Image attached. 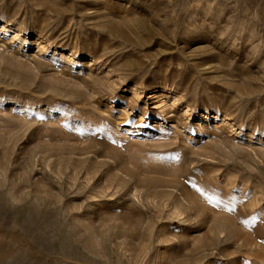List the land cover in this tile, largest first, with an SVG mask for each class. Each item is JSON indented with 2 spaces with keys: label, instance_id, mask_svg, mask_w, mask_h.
<instances>
[{
  "label": "rangeland",
  "instance_id": "obj_1",
  "mask_svg": "<svg viewBox=\"0 0 264 264\" xmlns=\"http://www.w3.org/2000/svg\"><path fill=\"white\" fill-rule=\"evenodd\" d=\"M0 264H264V0H0Z\"/></svg>",
  "mask_w": 264,
  "mask_h": 264
}]
</instances>
